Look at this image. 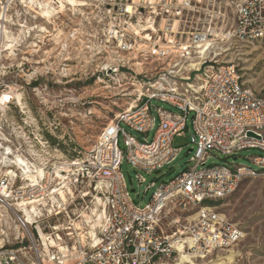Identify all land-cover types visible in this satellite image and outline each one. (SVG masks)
<instances>
[{
    "label": "built area",
    "instance_id": "1",
    "mask_svg": "<svg viewBox=\"0 0 264 264\" xmlns=\"http://www.w3.org/2000/svg\"><path fill=\"white\" fill-rule=\"evenodd\" d=\"M40 4L54 16L88 6L96 30L87 35L85 47L106 56V72L139 69L136 75H147L131 83L127 78L125 84L134 86L132 102L100 130L89 160H72L69 166H77L76 172L68 177L63 169L64 178L56 182L41 154L48 128L29 139L34 124L24 118L16 97L5 98L0 264H165L182 253L204 258L237 243L243 230L211 203L230 196L244 180L264 176V88H251L237 64L214 57L215 31L227 25L215 17L216 0H0L5 16L0 14V23L6 26L17 11L26 22L23 15H39ZM23 22L19 28H26ZM20 33L29 37V31ZM225 36L243 43L264 40V0L237 2L233 28ZM10 68L0 64V77ZM10 88L18 90L0 84V97ZM184 132L195 147L190 165L160 182L139 205L121 172L123 160L148 173L159 170L176 158L180 147L174 137ZM248 149L259 152L248 157L252 165L206 163L210 150L227 160ZM37 167L41 176H24V168L36 174ZM169 210L178 212L176 223L182 215L187 221L167 232L163 219Z\"/></svg>",
    "mask_w": 264,
    "mask_h": 264
},
{
    "label": "rangeland",
    "instance_id": "2",
    "mask_svg": "<svg viewBox=\"0 0 264 264\" xmlns=\"http://www.w3.org/2000/svg\"><path fill=\"white\" fill-rule=\"evenodd\" d=\"M239 1L216 0L215 17L219 21L225 20L227 25L215 31L218 37H215L213 50L221 52L216 59L237 64L243 81L251 88L260 90L264 88V40L243 43L225 36L233 28L235 6ZM89 9L83 5L72 14L53 16L50 22L40 15H26L30 12L23 15L26 19L23 22L17 11L12 17H7L5 26L8 40L13 39L7 42L12 44L9 49H4L6 39L1 38L0 34V64L11 66L1 74L0 84L16 87L22 94L20 105L23 116L34 124L30 130L32 134L27 132L29 139L39 138L37 133L40 128H48V132L43 129L41 140L47 144L41 154L49 161L53 175H56V170L66 169L64 174L71 177L77 169V166H69L72 160H89L100 130L132 102L134 86L125 84L127 78L130 77L131 83L135 79L142 81L143 75H147L144 71L136 75L139 69L106 72V56L85 47L90 45L87 44V35L96 30L93 23L95 14ZM19 22L25 23L26 28H19ZM42 27L47 32H43ZM23 29L29 31V37L28 34L21 35ZM74 33L78 35L74 36ZM206 56L211 58L212 52ZM129 91L130 97L126 96ZM152 103L169 108L157 100ZM123 127L136 138L143 137L127 126ZM152 134L150 131L148 139ZM174 145L180 147L176 158L149 173L123 160L121 172L133 199L139 205L149 201L152 191L160 182L169 180L190 165L189 156L195 147L189 143L188 132L175 136ZM120 146L124 147L121 138ZM189 149L192 151L188 154ZM254 154L259 152L241 150L237 152L236 159L230 156L226 160L224 155L210 150L206 163L227 161L252 165L248 157ZM63 166L65 168H61ZM138 175L144 180L139 181ZM54 178L55 182L60 179ZM152 181L154 185L146 191ZM217 202V209L243 230V237L228 249L215 250L204 258H191L194 264H264V176L244 180L230 196ZM177 214L176 210H169L167 218L163 219L167 232L186 223L185 215L179 216V223H176ZM179 257L165 264H178Z\"/></svg>",
    "mask_w": 264,
    "mask_h": 264
},
{
    "label": "bare ground",
    "instance_id": "3",
    "mask_svg": "<svg viewBox=\"0 0 264 264\" xmlns=\"http://www.w3.org/2000/svg\"><path fill=\"white\" fill-rule=\"evenodd\" d=\"M68 2H70L71 4H75V0H68ZM35 9H36L37 14H39L42 18H45L46 21H48V22H50V20L54 16L53 14H55V13H52V11L50 10L48 5L40 4L39 7H36ZM0 14H1L2 17H5L4 14H2V13H0ZM6 18H7V16H6ZM41 30L43 32H47V29L44 28V27H42ZM7 33H8V31L6 30V27L3 26L2 23H0V34L2 35L1 38L2 37L5 38L6 39L5 40L6 43L13 40V39L12 40H8L9 35ZM11 46H12V44H8L7 43V44H5V48L4 49H9ZM220 54H221V52H217L214 55V57L216 58ZM199 64L200 63H196L194 66L199 65ZM21 95L22 94L20 92H18V90H16V89H10L7 93L3 92V95L0 97V108H3L6 99L9 98V97H12V96L16 97L19 100L20 104H21ZM18 161H19V163H22V164L25 163L24 160L22 158H20V157L18 158ZM62 168H65V167L63 166ZM24 170H25L24 171V176H26L27 178H32L33 175L41 176L43 174V171H42L41 167H37L35 169L34 172H36V174H33L31 172V170H29V169L27 170V169L24 168ZM61 171H63V169H61L60 171L56 170V175H55L56 177H59L60 179L64 178V175H63V173H61ZM59 192L61 193V195L63 194L62 190H59ZM179 258H180V260H179L178 264H186V263L194 264V262L192 261L191 257H189L188 255H186L184 253H182Z\"/></svg>",
    "mask_w": 264,
    "mask_h": 264
},
{
    "label": "trees",
    "instance_id": "4",
    "mask_svg": "<svg viewBox=\"0 0 264 264\" xmlns=\"http://www.w3.org/2000/svg\"><path fill=\"white\" fill-rule=\"evenodd\" d=\"M211 204H212V205H217V204H218V202H212Z\"/></svg>",
    "mask_w": 264,
    "mask_h": 264
},
{
    "label": "water",
    "instance_id": "5",
    "mask_svg": "<svg viewBox=\"0 0 264 264\" xmlns=\"http://www.w3.org/2000/svg\"><path fill=\"white\" fill-rule=\"evenodd\" d=\"M112 70H108V72H111Z\"/></svg>",
    "mask_w": 264,
    "mask_h": 264
}]
</instances>
